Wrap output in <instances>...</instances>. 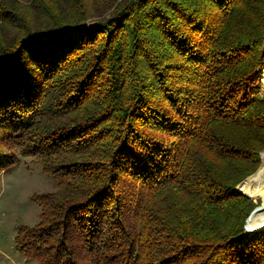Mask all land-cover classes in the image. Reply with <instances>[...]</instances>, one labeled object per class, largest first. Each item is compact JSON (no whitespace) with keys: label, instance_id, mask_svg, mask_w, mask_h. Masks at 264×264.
<instances>
[{"label":"trees","instance_id":"obj_1","mask_svg":"<svg viewBox=\"0 0 264 264\" xmlns=\"http://www.w3.org/2000/svg\"><path fill=\"white\" fill-rule=\"evenodd\" d=\"M21 1L0 0V172L17 147L57 189L34 196L19 251L264 264V229L244 233L253 204L235 188L264 147V0Z\"/></svg>","mask_w":264,"mask_h":264},{"label":"rangeland","instance_id":"obj_2","mask_svg":"<svg viewBox=\"0 0 264 264\" xmlns=\"http://www.w3.org/2000/svg\"><path fill=\"white\" fill-rule=\"evenodd\" d=\"M19 1L22 3L21 0ZM112 12V9H104L99 17L86 19L85 22L88 23L86 30L89 29V25L93 21L105 20ZM175 59L185 62L187 58H184L183 55ZM145 68L148 70L151 69L147 72L155 79V73L157 72L155 64L154 67L149 66L148 68L146 65ZM262 68L258 79V93L264 97V75L261 76ZM187 74L188 72L182 70L181 80L185 79ZM158 81L164 84L166 81L165 76H161V79L154 80L155 84L160 86L161 83ZM13 151L17 159L16 162L0 172V264H34V261L28 259L16 247L14 237L20 226H33L38 222L40 206L34 199V196L41 193L55 192L57 189L56 180L53 176L43 171L40 163L37 161V157L24 156L17 147H14ZM263 158L264 147L258 152L256 168L243 177L241 181L247 179L259 170L262 166ZM239 192L251 200L253 204L252 208L246 213L243 224L248 213L255 207L261 206L259 211L251 214L249 217L248 224L250 225L256 222L260 218V213L264 211V195L259 194L252 197L242 191Z\"/></svg>","mask_w":264,"mask_h":264},{"label":"bare ground","instance_id":"obj_3","mask_svg":"<svg viewBox=\"0 0 264 264\" xmlns=\"http://www.w3.org/2000/svg\"><path fill=\"white\" fill-rule=\"evenodd\" d=\"M241 191L243 193L251 195L252 197L259 194L264 195V158L262 161V166L259 168V170L245 180L244 186ZM259 217L260 218L256 222L250 225L247 222L248 228L254 229L258 225H264V211L260 213Z\"/></svg>","mask_w":264,"mask_h":264},{"label":"water","instance_id":"obj_4","mask_svg":"<svg viewBox=\"0 0 264 264\" xmlns=\"http://www.w3.org/2000/svg\"><path fill=\"white\" fill-rule=\"evenodd\" d=\"M87 28H88V23H86V22H83V23H81V24H79V25H77V26L75 27V29H77V30H81V31H84V30H86ZM261 152H262V151H261ZM245 180H246V179H245ZM245 180L241 181V182L236 186V189H237L238 191H241V190H242V188H243V186H244V182H245ZM260 208H261V206L255 207V208H254L250 213H248V215L246 216L245 221H244V224H243V231H244V233H251V232H254V231H259V230H263V229H264V227L256 228V229H250V228H248V226H247V222H248V219H249L250 215L253 214V213H255V212H257V211H259Z\"/></svg>","mask_w":264,"mask_h":264}]
</instances>
